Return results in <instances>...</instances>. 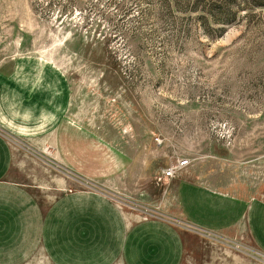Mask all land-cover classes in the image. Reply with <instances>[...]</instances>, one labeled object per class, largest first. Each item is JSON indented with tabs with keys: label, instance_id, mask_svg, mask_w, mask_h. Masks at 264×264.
<instances>
[{
	"label": "rangeland",
	"instance_id": "rangeland-1",
	"mask_svg": "<svg viewBox=\"0 0 264 264\" xmlns=\"http://www.w3.org/2000/svg\"><path fill=\"white\" fill-rule=\"evenodd\" d=\"M16 65L61 75L65 120L86 134L71 163L88 173L58 160L49 134L0 129L42 202L90 189L126 214L173 219L186 167L162 169L181 157L264 190V0H0V72ZM181 224L193 233L181 264H264L239 226ZM25 264L53 263L36 253Z\"/></svg>",
	"mask_w": 264,
	"mask_h": 264
},
{
	"label": "crops",
	"instance_id": "crops-1",
	"mask_svg": "<svg viewBox=\"0 0 264 264\" xmlns=\"http://www.w3.org/2000/svg\"><path fill=\"white\" fill-rule=\"evenodd\" d=\"M41 68L35 76L30 65L0 72V129L24 138L49 134L55 157L86 173V163H71L83 152L71 142H86V134L65 120L68 85ZM221 171L210 161L189 164L174 182L173 219L195 230L239 226L264 252L263 187L236 185ZM173 219L126 214L108 195L90 189H68L42 202L20 183L12 145L0 130V264H25L36 253L53 264H181L193 233Z\"/></svg>",
	"mask_w": 264,
	"mask_h": 264
},
{
	"label": "built area",
	"instance_id": "built-area-1",
	"mask_svg": "<svg viewBox=\"0 0 264 264\" xmlns=\"http://www.w3.org/2000/svg\"><path fill=\"white\" fill-rule=\"evenodd\" d=\"M191 163V159L188 157L178 158L177 161L162 169V174L167 177L177 176L184 167H187Z\"/></svg>",
	"mask_w": 264,
	"mask_h": 264
}]
</instances>
